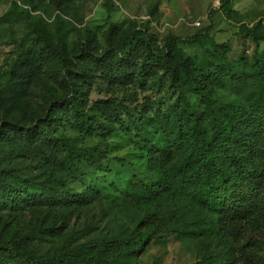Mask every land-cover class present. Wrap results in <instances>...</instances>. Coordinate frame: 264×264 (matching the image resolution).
<instances>
[{
	"label": "trees",
	"instance_id": "16d2710c",
	"mask_svg": "<svg viewBox=\"0 0 264 264\" xmlns=\"http://www.w3.org/2000/svg\"><path fill=\"white\" fill-rule=\"evenodd\" d=\"M228 1L221 0L225 12ZM13 10L30 18L31 10H21L17 0ZM56 23V41L38 28L34 45L38 58L58 61L65 93L51 103L36 126H5L0 140L20 141L38 150L64 147L68 156L63 166L72 170L80 159L77 154L85 153L55 137L59 127L66 124L87 135L107 137L125 115L112 100L89 102L97 80L129 87L136 82L146 85L161 74L170 76L178 91L174 109L161 123L156 122L157 114L155 118L147 112L133 122L136 139L149 151L148 166L158 175L144 195L155 209L142 226L124 234L118 258L106 259L101 249L88 244L73 248V240L55 252L42 253L29 235H14L0 239V264H109L112 260L137 264L136 257L161 230L180 233L186 216L177 212L181 198L186 206L197 209V238L211 239L219 251L207 252L197 264H264V27L242 28L241 35L255 48L251 57L242 55L232 61L229 44L218 45L206 34L187 38L203 49L204 59H191L178 47L179 38L159 46L156 38L142 30L124 37L118 48L119 30L113 24L106 51L97 52L89 40L69 55L65 23L61 17ZM36 64L27 72L35 71ZM225 87L240 94L244 106L222 103L218 91ZM53 189L38 187L0 167V206L4 208L23 211L30 203L50 201ZM92 197V192L84 193L77 202L85 205Z\"/></svg>",
	"mask_w": 264,
	"mask_h": 264
},
{
	"label": "rangeland",
	"instance_id": "374dc122",
	"mask_svg": "<svg viewBox=\"0 0 264 264\" xmlns=\"http://www.w3.org/2000/svg\"><path fill=\"white\" fill-rule=\"evenodd\" d=\"M14 1L0 0V130L11 124L22 129L36 126L51 103L64 95L58 61L38 58L34 45L38 28L56 41L58 17L65 23L69 55L89 40L97 52L106 51L113 24L119 30L118 48L124 37L142 30L159 46L179 38L178 47L191 59H204L203 49L187 38L206 34L218 45L229 44L235 61L242 55L251 57L255 48L241 35L242 28L264 27V0H229L226 12L215 0H17L21 10H31L29 19L13 10ZM71 60L75 62L74 57ZM33 63L35 71L27 72ZM218 96L224 104L244 106L242 96L231 87L219 90ZM177 99L172 78L162 74L146 85L136 82L129 87L97 80L89 102L112 100L125 115L107 137L87 135L66 124L59 127L55 137L85 153L77 154L80 159L72 170L63 166L68 156L64 147L38 150L20 141L0 140L2 169L38 187L54 188L50 201L30 203L23 211L0 206V239L29 235L42 253L55 252L73 240V248L88 244L101 249L106 259L118 258L124 234L142 226L155 209L144 195L158 175L148 166L149 151L136 139L133 122L147 112L158 115L156 122L161 123ZM91 192L88 204L77 202L78 195ZM185 201L181 198L179 209L174 207L186 215L180 233L161 230L136 257L137 264H197L207 252H219L211 239L197 238V209Z\"/></svg>",
	"mask_w": 264,
	"mask_h": 264
},
{
	"label": "built area",
	"instance_id": "2783aa9c",
	"mask_svg": "<svg viewBox=\"0 0 264 264\" xmlns=\"http://www.w3.org/2000/svg\"><path fill=\"white\" fill-rule=\"evenodd\" d=\"M217 3H220L221 2V0H215Z\"/></svg>",
	"mask_w": 264,
	"mask_h": 264
}]
</instances>
